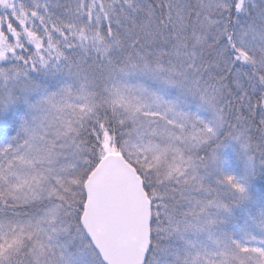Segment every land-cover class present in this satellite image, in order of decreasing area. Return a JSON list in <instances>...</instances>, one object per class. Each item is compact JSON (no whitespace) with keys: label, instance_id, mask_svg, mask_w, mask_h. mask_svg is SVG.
Returning <instances> with one entry per match:
<instances>
[{"label":"snow or ice","instance_id":"obj_1","mask_svg":"<svg viewBox=\"0 0 264 264\" xmlns=\"http://www.w3.org/2000/svg\"><path fill=\"white\" fill-rule=\"evenodd\" d=\"M0 264H264V0H0Z\"/></svg>","mask_w":264,"mask_h":264}]
</instances>
